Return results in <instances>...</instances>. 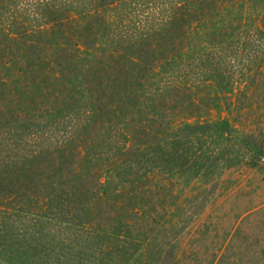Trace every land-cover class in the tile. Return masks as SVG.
<instances>
[{
    "label": "rangeland",
    "instance_id": "rangeland-1",
    "mask_svg": "<svg viewBox=\"0 0 264 264\" xmlns=\"http://www.w3.org/2000/svg\"><path fill=\"white\" fill-rule=\"evenodd\" d=\"M32 1L10 5L2 23L13 21L16 8L21 14L16 21L28 31L49 29L53 19L35 17ZM243 7L249 12L244 31L200 56L194 52L196 60L181 64L165 86L191 89V94L184 90L185 95L167 99L160 127L153 121L144 132L135 129L130 160H123L128 171L119 172L122 182L115 181L117 198L97 206L100 220H112L69 225L40 216L38 224H30L7 217L1 225L0 264H264V0ZM131 16L126 26L145 21ZM79 21L74 28L93 23ZM29 99H15L6 89L0 94L2 156L57 147L68 136L81 140L83 164L97 160V168L116 158L117 146L127 142L122 126L108 133L106 142L99 131L98 137L97 132L76 133L83 136L77 141L72 133L77 115L68 111L46 122L47 112L39 108L22 113ZM35 118L39 122L30 123ZM89 170L83 173L89 176ZM25 241L41 245L29 253Z\"/></svg>",
    "mask_w": 264,
    "mask_h": 264
},
{
    "label": "trees",
    "instance_id": "trees-1",
    "mask_svg": "<svg viewBox=\"0 0 264 264\" xmlns=\"http://www.w3.org/2000/svg\"><path fill=\"white\" fill-rule=\"evenodd\" d=\"M18 2L0 0V94L6 89L15 99L29 97L22 113L39 108L47 112L46 122L71 111L79 119L72 132L77 141L83 136L76 133L99 131L106 142L107 134L122 126L127 142L117 146L116 158L97 168V160L83 164L81 140L73 142L68 136L57 147H29L12 157L2 156L0 149V213L5 214L0 232L7 217L30 224H38L40 216L69 225L110 222L111 218L97 217V206L117 198L115 181L122 182L119 172L128 171L123 160H130L135 129L144 132L153 121L162 125L167 99L179 92L185 95L184 90L191 94V89L165 87L181 64L190 66L198 57L194 52L200 56L244 31L242 22L249 15L244 4L260 0H33V15L49 17L53 23L31 32L16 21L21 19L16 8L13 21L2 23L10 5ZM131 15L144 16L145 21L126 26ZM87 19L93 23L74 28V22ZM4 109L0 107V114ZM34 122L39 121L30 123ZM107 140L113 142L111 137ZM139 144V152L144 151L141 140ZM26 241L24 250L29 253L41 245Z\"/></svg>",
    "mask_w": 264,
    "mask_h": 264
}]
</instances>
